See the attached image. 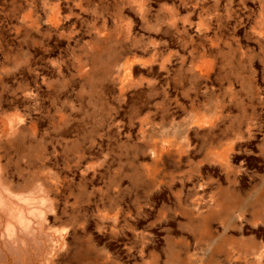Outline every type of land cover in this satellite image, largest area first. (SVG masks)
Segmentation results:
<instances>
[{
    "label": "rangeland",
    "instance_id": "obj_1",
    "mask_svg": "<svg viewBox=\"0 0 264 264\" xmlns=\"http://www.w3.org/2000/svg\"><path fill=\"white\" fill-rule=\"evenodd\" d=\"M263 17L0 0V264H264Z\"/></svg>",
    "mask_w": 264,
    "mask_h": 264
},
{
    "label": "bare ground",
    "instance_id": "obj_2",
    "mask_svg": "<svg viewBox=\"0 0 264 264\" xmlns=\"http://www.w3.org/2000/svg\"><path fill=\"white\" fill-rule=\"evenodd\" d=\"M262 17V16H261ZM264 18V17H263ZM263 20V19H262Z\"/></svg>",
    "mask_w": 264,
    "mask_h": 264
}]
</instances>
